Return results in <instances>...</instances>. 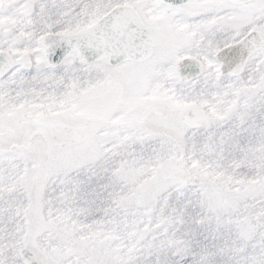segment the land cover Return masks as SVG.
I'll return each instance as SVG.
<instances>
[{
	"label": "rangeland",
	"instance_id": "obj_1",
	"mask_svg": "<svg viewBox=\"0 0 264 264\" xmlns=\"http://www.w3.org/2000/svg\"><path fill=\"white\" fill-rule=\"evenodd\" d=\"M24 1L0 0V44H29L31 53L40 56L32 45L39 29L41 36L48 28L78 34L117 5H129L152 29L157 50L151 66L135 67L131 99L123 103L119 91L118 99L102 109L97 100L102 88H94L91 77L97 68L84 73L69 59L54 78L40 60L31 74L13 76L11 84L0 86V251L10 252L0 264H20L22 248L45 264H67L71 254L72 264H171L188 259L191 244L196 259H202L199 264H211L215 255L217 264L230 259L264 264L259 259L264 253V177L246 191L226 193L237 186L221 176L236 178L244 165L264 162V49L254 50L238 77H216L212 66L224 45L253 31L264 38V0L243 7L210 4L189 12H158L155 0H31L36 5L31 15L24 13ZM20 26L22 33L16 32ZM190 47L189 54L204 55L208 62L200 80L177 87L171 52L174 56ZM148 80L151 87L145 90ZM189 103L209 112L208 125L193 131L184 126L180 113ZM51 118L84 124L91 134L66 148L59 130L46 125ZM251 170L239 180L251 178ZM75 191L83 196L76 209ZM198 201L202 218L201 207L193 206ZM121 205L137 214V227L151 222L150 238L140 246L130 229L103 232L96 222L101 235L119 236L115 251L112 241L85 238L72 225L74 212L97 217L100 210V219L116 223ZM81 219L84 231H91V221Z\"/></svg>",
	"mask_w": 264,
	"mask_h": 264
},
{
	"label": "water",
	"instance_id": "obj_2",
	"mask_svg": "<svg viewBox=\"0 0 264 264\" xmlns=\"http://www.w3.org/2000/svg\"><path fill=\"white\" fill-rule=\"evenodd\" d=\"M206 1L211 0H163L164 5L174 7L182 3H204ZM229 1L236 5H244L251 3L253 0ZM115 16H118V18H121L123 16L125 17L123 19H120L119 22H117L118 24H114L115 19H113V17ZM109 25L110 27H116L118 34L114 35L115 37L112 36L109 30L108 34L111 35L107 36L106 34V36H104L105 31L103 29H105V27ZM143 32H146V30L144 29L140 19L133 12V10L129 8H119L111 14V17L108 21H106L105 23H100L97 26L96 33L92 35L84 37H47L44 41L47 61L48 64L54 68L59 65L73 49H78L80 51V59L85 62H90V60H94V58H96V56L102 52L101 50L105 49L107 44H111V42L113 44L107 46V48L110 47L107 50H113L114 56H119L121 54L123 55L126 51L133 55V53H135L134 48L136 45L134 41H136L135 39H138V37H142L141 33ZM256 44L257 42L255 38H250L238 47L227 51L222 56V58L220 56L219 60L221 59V63L219 65L223 70L222 72L235 75L241 74L250 54L256 48ZM129 53H127L125 58H128L130 56ZM8 60H4L0 57V61L2 62V64L0 65V78L4 77L12 67L11 62ZM22 64L26 70H29L31 68L30 65H28L26 59L22 61ZM205 123H207L206 120ZM51 124H58V122L52 121ZM63 129L64 139L66 141L68 139L71 140L70 142H66V148H69L74 144L82 143L89 136L87 128L84 127L76 129L64 127ZM178 174L183 177L184 171L180 170ZM181 185H183V181H181ZM22 260L25 264H41L37 262L33 254L28 251L23 252Z\"/></svg>",
	"mask_w": 264,
	"mask_h": 264
},
{
	"label": "trees",
	"instance_id": "obj_3",
	"mask_svg": "<svg viewBox=\"0 0 264 264\" xmlns=\"http://www.w3.org/2000/svg\"><path fill=\"white\" fill-rule=\"evenodd\" d=\"M258 164H259V166H257L256 164L244 165L243 166L244 168L242 171H236L235 172L236 178H234L232 175H230L228 177V175L226 173H223L221 176L223 177L225 183L229 184L231 187L237 186V188H234V189L231 188L226 193H231L233 191H237L239 188H240L239 190L246 191L245 188H251V187L257 186L262 181V180H260V178L264 177V162H258ZM251 169H253V170H251ZM247 170L252 171L251 178L247 176L246 178H242L239 180L238 176L243 175V174L249 175V173L246 172ZM254 177H255V179H253ZM263 180H264V178H263ZM254 190H256V189H254ZM195 195H196V197L199 196L198 194H195ZM252 197L253 196L250 195L247 198H252ZM238 198H241V197H238ZM242 198H244V197H242ZM199 202L200 201L196 202V204H194L193 206H196V207L200 206ZM261 204L264 207V203H261ZM121 207H123V209L121 208V213L119 214L120 215L119 221H117L116 223H112L108 220H104L98 224V228L100 231H103V232H107L110 230L113 231L114 229H115L114 232H122V231H125L127 229H130L132 231V233H135V238H136L135 242L137 243L136 246H140L141 241H143L144 239L150 238V237H148L150 233H148L147 229L151 226V222L148 219L146 222L143 221V223L139 227H137V225H136V219L138 218L137 214L133 212L132 208H128V207L123 206V205H121ZM200 207L201 208H198V209H200V212H201V214L199 215V218H202L204 209H203L202 205ZM211 226H212V223H211ZM183 229H185V226H183ZM206 233H207V236H209V238H210V235H209L207 230H206ZM94 237L100 238V242H101V240H103L102 242H104V240L105 241H112L113 242L112 243V245H113L112 249H114V250H115V246L120 241V238L116 233L111 234L112 238L111 237H105V236L101 235L100 233H95ZM159 237L161 238V235H159ZM178 240L179 239H177V241ZM262 240H264V238ZM105 244H107V243H105ZM191 249L193 250V253L188 255V259H185L184 261H180L178 259H175V260H172L171 264H199L202 261V259L201 258L196 259V250L192 244H191ZM67 253L71 254V252L68 251V249H67ZM134 254L140 256L142 253H137V251H136ZM70 257H73V255L71 254ZM216 257H217V255H215L213 257V259L211 260V264H217V263H215ZM251 257H253V256H251ZM259 257H260L259 259L262 260V261L261 260L260 261L264 262V253L261 252ZM90 263L87 262V264H90ZM137 263L144 264V262H137ZM219 263L222 264L221 261ZM232 263L236 264L234 262V259L229 260V264H232ZM145 264H155V263H152L150 261V262H146Z\"/></svg>",
	"mask_w": 264,
	"mask_h": 264
},
{
	"label": "flooded vegetation",
	"instance_id": "obj_4",
	"mask_svg": "<svg viewBox=\"0 0 264 264\" xmlns=\"http://www.w3.org/2000/svg\"><path fill=\"white\" fill-rule=\"evenodd\" d=\"M189 9L190 8H179L174 11L177 12L179 10L180 11L188 10L189 12ZM167 11L174 12L172 10H167ZM1 51H9L15 58H17L18 56L14 54H17V55L21 54L22 48L18 46L15 48V50L10 51V48H6V47L2 48V46H0V52ZM155 53L156 51L154 50V55ZM178 54L177 56L174 55L175 60L177 62L179 60L177 58ZM71 57H77V56L76 54H73ZM148 62L146 63L125 62L119 66L111 67L105 58H101L97 62L90 64L88 66L82 65L79 67V69L81 72H84V73L89 72L91 74L90 70H92L93 68H97L96 75L91 74V77H92V82L95 81V87L97 88L99 86L100 88H102V90L99 92L97 96V100L99 103V109H102L108 103H112L113 100L118 99V94L120 90H122L123 92V95H122L123 97L121 98V101L123 103H127L125 100L127 96H129V100L131 99L132 94L130 93V90H129L130 88L129 84H131L130 80L134 79V82H135V79H137L136 75L134 74V69L135 67L140 68L142 66H145ZM46 72L49 75V73L52 71L46 68ZM85 85H88V83L86 82ZM50 86L52 88L53 81L50 82Z\"/></svg>",
	"mask_w": 264,
	"mask_h": 264
},
{
	"label": "bare ground",
	"instance_id": "obj_5",
	"mask_svg": "<svg viewBox=\"0 0 264 264\" xmlns=\"http://www.w3.org/2000/svg\"><path fill=\"white\" fill-rule=\"evenodd\" d=\"M51 243H52V242H51ZM0 247H1V245H0ZM1 251H2V252H1ZM1 251H0V253H1V254H0V258H4V259H5V258H8V255H7L8 251H7L6 249H5V250L3 249V250H1ZM5 264H6V261H5Z\"/></svg>",
	"mask_w": 264,
	"mask_h": 264
}]
</instances>
